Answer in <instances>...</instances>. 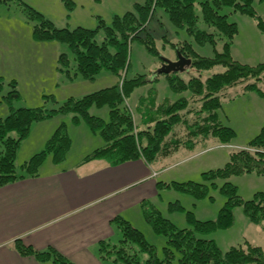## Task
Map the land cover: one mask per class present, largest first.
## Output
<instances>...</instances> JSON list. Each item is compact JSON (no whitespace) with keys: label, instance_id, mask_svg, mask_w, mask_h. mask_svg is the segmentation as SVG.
<instances>
[{"label":"trees","instance_id":"1","mask_svg":"<svg viewBox=\"0 0 264 264\" xmlns=\"http://www.w3.org/2000/svg\"><path fill=\"white\" fill-rule=\"evenodd\" d=\"M12 0H0L8 4ZM255 0H145L134 5L133 11L123 16H114L113 23L108 26L100 20L94 29L82 27L75 30L59 29L53 22L26 5L30 16L37 20L34 36L38 40H56L66 43L75 55L76 71L84 77L94 79L102 70L112 71L121 80L111 88L103 89L82 99L71 98L57 110L39 108H12L10 114L0 119V188L15 183L27 177H38L39 169L47 156L54 155V163L65 161L71 147V139L66 125L62 124L47 142L45 150L33 155L28 161L17 166V154L22 141L29 135L34 123L52 118L55 113L75 114L74 122L85 120L94 133L99 132L106 141L105 146L87 155L83 162L104 159L111 165L143 160L149 165L168 158L180 150H193L210 141L219 145H229L235 137L232 128L223 124L219 111L222 99L228 91L239 85L245 89L256 91L264 96L260 82H264V62L255 66L241 64L234 60L230 49L239 33L236 23L228 21V15L221 14L224 8H231L234 13L251 16L257 19L258 28L264 34V22L257 15L253 3ZM264 2V0H258ZM199 6L200 14L197 13ZM157 8L163 9L171 23L193 37L201 47H213L212 57L199 55L190 42L173 44V48L182 56L191 59L192 64L185 70H195L196 76L188 80L182 78L180 72L164 75L171 87L177 93L190 91V98H180L175 102L166 100L157 105L153 98H146L141 108V124L145 128L138 129L133 111L129 110L127 99L134 90L148 82L145 75L128 80L123 76L129 69L130 43L141 41L146 48L159 55L153 36L147 26L155 15ZM201 22L205 24L201 28ZM145 32V36L142 33ZM103 34L99 42L100 34ZM222 43V50H217ZM63 64L69 65L66 54L61 56ZM222 66L225 70L208 77L205 71ZM18 94V91H14ZM15 97H17L15 95ZM144 97L142 98V100ZM153 101V102H151ZM96 105H107L110 109V119H104L90 114V108ZM159 115L156 117V114ZM147 118L151 120L147 121ZM138 124V125H141ZM15 132L16 137L11 133ZM255 173L264 176V126L260 133L249 143V146L230 154L228 163L216 170L203 173L206 182L217 187L218 180H226L233 175ZM161 188H174L177 191L189 193L197 199L204 198L209 186L204 183L172 182L159 183ZM228 200L215 221H199L189 212L188 218L193 229H180L174 223L164 218L159 210L144 207L145 219L153 230L166 238L164 256L160 257L157 249L151 245L144 234L129 221L116 217L121 240L118 244L101 241L99 258L102 262L111 260L120 264H173L175 252L180 254V264H264V252L261 247L248 244L232 247L223 252L210 239L199 237L217 230L229 229L234 224L233 209L242 206L246 216L252 223L264 224V193H257L252 200L244 201L238 195L237 187L231 182H225L221 188ZM21 255L34 256L40 262L52 261L54 264H75L54 249L37 250L25 245L21 240L16 242ZM146 254L147 258L142 259Z\"/></svg>","mask_w":264,"mask_h":264},{"label":"rangeland","instance_id":"2","mask_svg":"<svg viewBox=\"0 0 264 264\" xmlns=\"http://www.w3.org/2000/svg\"><path fill=\"white\" fill-rule=\"evenodd\" d=\"M144 2L145 0H12L8 4L0 2V119L7 117L12 108L45 107L48 110H57L71 98L82 99L116 86L121 80L117 74L107 70H102L94 79L86 78L77 72L75 55L66 43L35 38L34 27L38 22L30 16L26 5L53 22L59 29L75 30L82 27L94 30L99 26L100 20L110 26L114 16H123L126 12L133 11L135 4ZM253 6L264 22V2L255 0ZM197 13H201L199 6ZM221 14L228 15V21L238 26L239 33L230 49L234 60L249 66L263 63L264 34L258 28L257 19L234 13L231 8H224ZM204 27L205 24L201 22V28ZM147 30L154 38L159 55L150 52L141 41L133 40L130 43V66L123 74L128 80L140 75H145L148 80L146 84L136 88L127 99V105L129 110L133 111L138 129L145 128L140 121L143 104L146 106L150 103L146 98L151 97L160 105L166 100L175 102L180 98L191 97L190 91H173L164 75H159V80H155L165 60H178L179 53L173 48V44L187 41L203 57H212L214 54L212 46L201 47L184 30L177 29L163 9L157 8ZM145 34L143 32L142 36ZM102 38L101 33L99 42ZM217 50H222V43L218 44ZM64 54L69 59L68 66L60 59ZM224 70L222 66H217L205 71L203 75L208 77ZM179 74L188 80L189 77L196 76L197 72L189 69L180 71ZM259 87L264 92V82H260ZM15 90L18 94L14 93ZM90 114L105 121L110 119V109L107 105H93ZM158 115L159 113L156 117ZM219 116L223 124L232 128L236 134L231 143L219 145L216 141H210L193 150H180L181 152L164 160L157 179L158 182L168 184L190 181L204 183L209 186L207 195L197 199L189 193L161 187L157 195L125 212V216L132 217V223L129 222L144 234L146 240L157 249L160 257L164 256L166 238L157 234L146 221L145 206L159 210L164 218L180 229H193V224L188 218L189 212L199 221L217 220L228 200L221 191L225 182L235 185L238 195L244 201L252 200L257 193H264V176L255 173L233 175L226 180H218L217 187L210 185L203 177L205 172L223 168L233 151L245 149L260 133L264 126V96L256 91L246 90L245 85L234 87L228 91L227 97L222 99ZM74 117L75 114L55 113L52 118L34 123L18 150V168L20 169L33 155L45 150L47 142L62 124L66 125L71 139L66 159L56 164L54 155L50 153L39 169L40 172L51 171L54 164L56 168L79 164L94 150L105 146L106 141L99 132L94 133L84 119L75 123ZM149 120L151 119L147 118L146 122ZM11 136L16 137L17 134L13 132ZM139 210H142V214H139ZM233 214L234 224L229 229L199 233L198 236L213 240L223 252L232 247L245 248L248 244L261 247L264 252V224L252 223L242 206L234 207ZM115 229L117 233L110 240L112 244H118L121 240L116 224ZM146 258L147 255L143 254L142 259ZM179 259L180 254L175 252L173 264H180ZM105 264L120 263L108 260Z\"/></svg>","mask_w":264,"mask_h":264},{"label":"crops","instance_id":"3","mask_svg":"<svg viewBox=\"0 0 264 264\" xmlns=\"http://www.w3.org/2000/svg\"><path fill=\"white\" fill-rule=\"evenodd\" d=\"M165 159L152 165L143 160L111 165L104 159L68 168L54 164L38 177L0 188V264H54L21 255L19 240L41 251L52 248L75 264H105L100 242L117 233L116 217L132 223L125 212L158 194Z\"/></svg>","mask_w":264,"mask_h":264},{"label":"water","instance_id":"4","mask_svg":"<svg viewBox=\"0 0 264 264\" xmlns=\"http://www.w3.org/2000/svg\"><path fill=\"white\" fill-rule=\"evenodd\" d=\"M191 64V59H188L179 54V58L177 61L165 60L161 69L158 71V74H170L173 72L184 71L186 68L190 67Z\"/></svg>","mask_w":264,"mask_h":264}]
</instances>
